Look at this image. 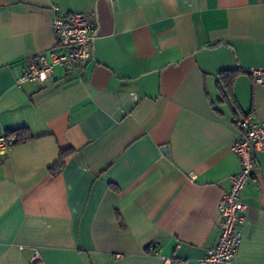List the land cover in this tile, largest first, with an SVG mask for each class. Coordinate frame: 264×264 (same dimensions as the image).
<instances>
[{
    "label": "crops",
    "instance_id": "1",
    "mask_svg": "<svg viewBox=\"0 0 264 264\" xmlns=\"http://www.w3.org/2000/svg\"><path fill=\"white\" fill-rule=\"evenodd\" d=\"M53 5L93 23L91 60L17 85L57 46ZM224 70L241 71L236 115L218 100ZM256 70L264 0H0V134L30 136L0 154V264H30L35 250L42 264H199L239 169L233 120L264 121ZM251 175L227 264H264V152Z\"/></svg>",
    "mask_w": 264,
    "mask_h": 264
},
{
    "label": "built area",
    "instance_id": "2",
    "mask_svg": "<svg viewBox=\"0 0 264 264\" xmlns=\"http://www.w3.org/2000/svg\"><path fill=\"white\" fill-rule=\"evenodd\" d=\"M54 16L51 24L57 38V46L47 55L38 53L30 58L16 84L27 81L43 83L53 75L55 66L68 69L71 67L83 70L91 60L95 27L86 15L71 12L66 16L59 14V7L53 5ZM255 83H264V70L251 73ZM236 130V139L232 145L233 152L239 160L237 172L228 175L229 188L222 192L218 201L220 215V237L215 246L204 252L199 264H227L237 253L241 243V225L245 221L246 204L241 199L242 190L256 162V156L264 152V121H241ZM13 138L6 130L0 134V154L9 150ZM37 250L34 251L30 264H42ZM160 264H183V262L166 256H160Z\"/></svg>",
    "mask_w": 264,
    "mask_h": 264
},
{
    "label": "trees",
    "instance_id": "3",
    "mask_svg": "<svg viewBox=\"0 0 264 264\" xmlns=\"http://www.w3.org/2000/svg\"><path fill=\"white\" fill-rule=\"evenodd\" d=\"M238 72H241L240 70H224L222 72H220V78L221 79V82H222V85L220 86L221 87V92H222V96L221 98H219V102H225L227 105H229L228 107L230 108L231 107V103L230 101L231 100H228L229 98V95H230V86L232 84V81L234 79V77L237 75L236 73ZM231 112H233L235 115L237 114L236 111H239L238 109V106L236 105V107H231ZM241 121H247L245 119H234L233 120V126L235 127V129L238 128V124L241 122ZM9 134L10 137H12L14 140L11 144L14 145L15 143L19 142V141H23V140H26L28 138H30L29 135L27 134H22L25 129H17V130H6ZM72 149H66V150H62L61 151V155H60V159L59 161L51 168V173L53 175H56L60 169L63 168L64 166V159L66 156H68L69 154L72 153Z\"/></svg>",
    "mask_w": 264,
    "mask_h": 264
},
{
    "label": "water",
    "instance_id": "4",
    "mask_svg": "<svg viewBox=\"0 0 264 264\" xmlns=\"http://www.w3.org/2000/svg\"><path fill=\"white\" fill-rule=\"evenodd\" d=\"M250 72H252V71H250ZM161 151H162L164 154H166V146H162V147H161Z\"/></svg>",
    "mask_w": 264,
    "mask_h": 264
}]
</instances>
